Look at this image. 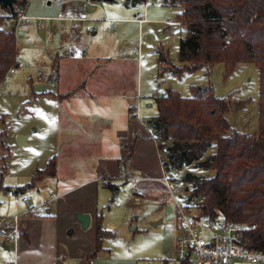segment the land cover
Segmentation results:
<instances>
[{
    "label": "rangeland",
    "instance_id": "1",
    "mask_svg": "<svg viewBox=\"0 0 264 264\" xmlns=\"http://www.w3.org/2000/svg\"><path fill=\"white\" fill-rule=\"evenodd\" d=\"M96 2L101 5V8H96L99 14L85 15L88 18L86 21L103 23L104 16L122 21L121 18L127 17L128 13L136 12L134 7H128L120 0ZM50 7L51 5H46L44 0H29L27 6L28 15L44 18L42 20L45 29L41 30L43 36L40 41L43 50H46L49 44L46 37L47 29L50 28V25H47V17L54 19L58 16H50V13L59 12L58 4L53 9ZM178 10L163 1H158L148 6L147 20L141 27L133 23L125 36L128 40L125 52L128 55L127 59L131 61L130 69L125 72V77L118 79L119 83L116 87V89L122 87L123 96L117 99L114 96L112 101L108 100V97L105 99L108 85L97 82L95 89L98 94L87 104L88 108L84 109L89 117L84 125L78 122L79 125L72 126L65 121L64 117H68L67 104L54 98L53 95L43 94L44 91L56 93L62 91L61 89H67L75 78L62 81L59 90L51 87L50 82L34 85L28 82V76L35 75L36 61L30 58L32 54L30 55V52L21 45L20 39L23 37L24 28L19 30L17 40L20 65L15 67L14 73L9 74V70L7 71L5 82L0 87V181L4 187L10 188V193L6 188L0 189V216L7 215L5 211L11 208L14 200L22 202L23 195L28 197L31 203H34L35 194L40 201L50 197V184L40 188L37 193L36 189H26L18 193H15L14 189L30 181L36 168L43 167L49 158L57 153V132H62L61 136L66 138L67 134L71 133L69 130H89L86 135L84 133L81 135L79 142L65 146L64 150L61 147L63 159H70L73 162L72 167L71 162L66 161L65 169L77 171L81 177H84L88 172L87 163L91 164L105 153L101 148L104 146L102 141L105 133L102 134V130H115L118 126L127 124L134 126L142 124V129L139 130H146V134L152 138L146 120L157 113L154 97L165 93L168 87L176 89L182 96H190L191 85L211 86L218 97H226L230 102V110L226 113V117L231 129L248 134L256 132L259 121L258 68L253 63H240L226 78L223 76L224 64L220 62L215 63L211 68L203 66L195 71L178 70V66L181 65L178 58L179 42L185 34V27L176 20ZM37 22L38 20L33 23L37 25ZM124 24H120L116 33H121V26ZM0 27L6 29L4 22ZM101 32L103 33L104 29L99 30L100 34ZM109 33L103 34L109 36ZM160 34L164 37L159 36ZM135 43L140 45L139 48L137 47L139 52L136 53H134L136 49L132 50L135 48ZM160 52L167 56L161 63ZM127 73L130 76H126ZM40 77L39 75L38 78ZM129 104L136 105L138 119L128 118ZM108 115H112L113 118ZM134 126L133 130L136 129ZM19 135L25 136L30 143L20 144ZM157 150L148 149L149 153L147 150L143 151L141 153L143 161L153 162V158L157 162L159 158H164L165 146L160 144ZM215 152L216 143L208 149L203 159ZM187 171L196 174L199 178L214 174L212 170H206L194 163L174 173L167 172L166 176L186 187H192L191 183L182 181ZM112 182L117 184L118 190L113 192L106 187L100 189L99 213L103 215V225L105 228L109 226L116 228L122 222L123 226L129 224L136 232L132 238L121 239L119 236L123 227L121 226L117 232L118 239L106 237L103 245L109 247L110 251L101 254L97 264H161L163 260H167L169 264H177L178 228L174 200L170 196L164 197L162 187L157 189L154 184L159 182L153 179L150 190L144 193L145 196L139 195L141 211L137 213L134 211L132 189L133 187L139 189L138 185L134 186L132 182L124 181L122 178L114 179ZM194 205L195 203L191 204L192 212L198 213ZM4 252L6 250L0 240V263L8 257V253Z\"/></svg>",
    "mask_w": 264,
    "mask_h": 264
},
{
    "label": "trees",
    "instance_id": "2",
    "mask_svg": "<svg viewBox=\"0 0 264 264\" xmlns=\"http://www.w3.org/2000/svg\"><path fill=\"white\" fill-rule=\"evenodd\" d=\"M27 0H14L13 7L1 6L0 24L17 5ZM131 1V0H130ZM141 2L143 0H132ZM179 2L176 20L185 27L179 42L178 70L195 71L215 63L224 64L223 76L228 77L240 63H253L259 70L258 129L253 134L232 130L226 113L229 100L218 97L211 86L191 85V95L182 96L171 87L154 97L157 113L147 118L151 136L165 146L161 158L165 172L198 166L212 170L213 175L199 178L187 171L183 176L187 186V203H195L198 215L222 218L228 222L256 224L244 234L243 244L264 252V0H164ZM18 47L12 29L0 27V83L5 81L11 67L18 66ZM166 54L160 52L159 62ZM210 71V70H209ZM64 94L44 91L60 98L74 95L82 86ZM137 107L129 106V119H137ZM216 143V152L203 159ZM133 145L121 164L130 161ZM56 158L52 156L43 168L35 171L30 181L16 186L15 193L34 187L45 176L54 175ZM126 175L124 181H127ZM104 186L113 192L117 184L107 180ZM4 187L0 181V189ZM193 201V202H192ZM191 203V204H190ZM192 210V209H191ZM113 232L103 227V215L96 217L95 247L88 258H95L103 250V241ZM161 264H169L163 260ZM177 264H190L187 261Z\"/></svg>",
    "mask_w": 264,
    "mask_h": 264
},
{
    "label": "crops",
    "instance_id": "3",
    "mask_svg": "<svg viewBox=\"0 0 264 264\" xmlns=\"http://www.w3.org/2000/svg\"><path fill=\"white\" fill-rule=\"evenodd\" d=\"M57 4L59 12L50 13V16L68 18L99 14L98 7L86 5L84 2L75 4L71 0H52L46 3L48 6L51 5V9ZM127 6L129 7V5ZM0 13H6L1 3ZM135 14L136 12H133V14L128 13L127 17L121 18L123 20L118 23L117 28L111 31L112 33L106 31L107 22L104 21L103 23L84 21L82 27L74 31L68 27L70 22L68 19L59 20L58 17L50 19L47 21V25H50L53 35L50 39L46 36L49 42L46 50L41 49L40 46L43 36L41 30L45 28H39L36 23H33L35 21L30 26L23 27V37L20 39L21 45L30 52V55L32 54L30 58L36 61L35 75H29L27 78L31 85L50 82L51 87L59 90L62 81L75 78L73 82L69 83L67 89H61L62 91L59 90L54 93L64 94L83 84L72 96L60 98L53 94L54 98L67 104L68 117L65 116L64 120L72 126L79 125L78 122L84 125L89 120L88 112L84 109L88 108L87 104L98 94L95 89L97 82L108 85L105 99L108 97V100L112 101L114 96L116 99L122 98V87L120 89H116V87L119 83L118 79L125 77V72L130 69L131 61L127 59L128 55L125 52L128 45L125 36L133 23H137L132 18ZM96 23L98 24L96 25ZM121 23H125L121 26L122 31L116 33ZM142 24L137 23L139 27ZM102 29H104V32L109 33V36H105L104 32L100 34L99 30ZM159 36L164 37L161 34ZM18 44L17 40L19 54ZM138 46L140 47L135 43V48L132 49L133 51L136 49L134 53L139 52V49L137 50ZM39 75L41 76L40 79L38 78ZM126 76L130 75L127 73ZM127 106L129 109L130 104ZM108 116L113 118L112 115ZM133 126L127 124L118 126L115 130H102V134L105 133L102 141L104 146H101V148L105 153L96 158L91 164L87 163L88 172L84 177H81L77 171L65 169L66 161L71 162L72 167L73 162L70 159H63L61 147L64 150L65 146L79 142L81 135L83 133L86 135L89 130H69L71 133H68L66 138L61 136L62 132H57L56 146L58 149L57 153L53 155L56 158L55 174L45 176L34 187L28 188L31 190L36 189L37 193L40 188L47 187L50 184V196L53 194L55 198L49 200V197L44 201H40L35 194L33 197L35 199H33L34 203H31L29 199L30 203L28 205L35 207V214L21 216L15 251L11 246H7L1 241L2 247L6 250L4 253H8V257L0 264H8L5 260H15V264H97L101 254L110 251L109 247L103 245V250L95 258H88L95 247L96 217L100 214L101 209L100 189L105 187L104 183L107 180L111 182L117 178L124 180L126 175H129L127 182H131L130 177L137 178V185L139 191H141L140 195L145 196L150 190L151 182L154 179L159 182V184L153 182L156 188L162 187L164 197L170 196L174 200L167 192L165 185L159 180L164 171L161 158L157 162L152 158L153 162H150L143 161L141 156V153L145 150L149 153L148 149L158 151L156 140L153 137L150 138L146 134V130H139L142 129V124L141 126L139 124L134 126L135 130L132 129ZM24 142V145L30 143L25 138ZM131 145H133V151L129 163L121 164ZM43 167H37L36 170ZM28 205L23 201L14 200L11 208L5 212L7 215L20 214L27 209ZM134 211L137 213L141 211L139 203L134 204ZM77 212L89 215L90 221L86 228L82 227L76 215ZM123 224L122 222L119 223L116 228L110 226L105 228L104 225L103 227L113 232V235L109 238H117L119 237L117 232ZM128 231L132 232L129 237L132 238L136 230L131 229V226H129ZM121 239L123 238L121 237Z\"/></svg>",
    "mask_w": 264,
    "mask_h": 264
},
{
    "label": "built area",
    "instance_id": "4",
    "mask_svg": "<svg viewBox=\"0 0 264 264\" xmlns=\"http://www.w3.org/2000/svg\"><path fill=\"white\" fill-rule=\"evenodd\" d=\"M46 3L52 0H44ZM75 4L84 2L89 6H96L101 8L100 0H71ZM164 0H143L141 2H134L130 0H120L121 3L132 6L136 10L133 18L139 24L145 22L147 15V8L151 4ZM29 0L25 4L17 5L15 12L6 16L4 27L12 29L18 37V32L21 28L30 25L33 21L38 20L37 26L44 28V18H36L27 14V6ZM142 5V7H140ZM167 5L180 8L179 2H169ZM180 10V9H179ZM50 20V17H47ZM59 20L68 19V27L71 30H79L83 22L88 20L86 16L79 17H64L59 16ZM107 22L106 31L111 32L117 28L119 19L108 18L104 16L102 19ZM53 35L52 29H47V37L50 39ZM15 67L9 69V74L14 73ZM0 83V87L3 83ZM53 85V84H52ZM137 119L138 113L136 112ZM150 133V132H149ZM164 170V168H163ZM165 171L159 180L167 188V192L174 198L176 214H177V228L178 236L176 239V258L178 262L187 261L190 264H264V252H260L252 247H247L243 244L244 234L256 228V224H249L246 222H228L222 218H212L210 216L198 215L193 213L187 203L188 188L172 178L166 176ZM129 180L137 184L138 179L130 177ZM132 201L135 205L140 202V191L136 187L132 189ZM10 193V191H8ZM55 195H51L50 199H54ZM21 200L27 205L30 203L28 197L22 196ZM35 207L28 205L27 209L20 214L2 215L0 216V240L11 246L15 251L19 236V220L22 215L35 214ZM8 264H15V260H5Z\"/></svg>",
    "mask_w": 264,
    "mask_h": 264
},
{
    "label": "water",
    "instance_id": "5",
    "mask_svg": "<svg viewBox=\"0 0 264 264\" xmlns=\"http://www.w3.org/2000/svg\"><path fill=\"white\" fill-rule=\"evenodd\" d=\"M104 1H108V0H104ZM0 3L4 7H7V6L8 7H13L14 6V0H0ZM202 88L205 89L206 86H202ZM24 138H25V136L19 135L20 144H25ZM174 172H175V170H173V173ZM76 215H77L79 221L81 222L82 227L86 228L88 226V224H89V221H90L89 215L88 214L79 213V212H77ZM128 227H129V224H126L125 226L122 227V229H121V231L119 233L120 237L129 238L132 235V232L128 231Z\"/></svg>",
    "mask_w": 264,
    "mask_h": 264
}]
</instances>
